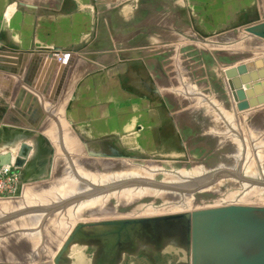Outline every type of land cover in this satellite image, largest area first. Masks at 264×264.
<instances>
[{
	"label": "rangeland",
	"instance_id": "374dc122",
	"mask_svg": "<svg viewBox=\"0 0 264 264\" xmlns=\"http://www.w3.org/2000/svg\"><path fill=\"white\" fill-rule=\"evenodd\" d=\"M107 4L112 9L87 25L74 20L76 30L71 40H64V47L48 49L47 54L54 57L61 52L74 56L69 66L70 98L64 110L67 126L66 132L57 135L60 141L52 129L45 134L42 127L26 125L11 112V97L0 95L6 102L0 104V166L8 169L0 173V238L5 225L16 218L6 216L8 210L24 204L38 209L46 207V201L60 202L67 196L66 192L60 195V189L71 165L75 172L83 169L98 180H88L92 183L83 193L109 185L98 195L121 190V183L140 175L145 179L152 175L154 182L176 183L169 179L178 173L182 177L175 180H182L177 185L209 181L217 169L202 176L196 172L213 169L222 164V156L230 159L232 155L226 144L206 132L209 123L225 125L224 133L234 129L243 145L236 148L253 154L254 164H250L256 166L259 160V170H264V143L254 147L246 131L247 121L251 126L256 123L253 130L264 141V0H107ZM62 150L69 154L63 155ZM186 173L191 178L183 177ZM218 174L209 183L225 176ZM48 183L50 188H41ZM47 190H53L48 197ZM204 190L189 193L205 207L221 202L220 190ZM26 194L29 198L20 203ZM162 197L111 196L105 208L72 220L54 238L49 253L41 248L38 264H192V210L163 208L172 200ZM147 207L161 213L144 214ZM78 229L81 234L75 232ZM4 247H0L2 254ZM205 253L200 246L198 264H227Z\"/></svg>",
	"mask_w": 264,
	"mask_h": 264
},
{
	"label": "bare ground",
	"instance_id": "6f19581e",
	"mask_svg": "<svg viewBox=\"0 0 264 264\" xmlns=\"http://www.w3.org/2000/svg\"><path fill=\"white\" fill-rule=\"evenodd\" d=\"M68 55L69 54L67 52H61L56 57L59 58L58 60L67 64L68 63V60H67ZM30 56H31V54H28V58ZM25 63H26L25 65L24 64L22 65V72L21 73H14V71H4V70L0 69V72L2 74H5V75L10 77V84H9V86H7L5 88V91L8 92L9 96L5 99H9L11 97V101L14 102V99H15V96H16L18 89L20 87H22V83H23L22 79H23V75H24V73L28 67V60H26ZM19 66L20 65L18 63L17 67H19ZM69 66L67 68L66 74L64 76V79H63L62 84L59 88V92L57 93L56 98H54L51 101H47L45 99H40L39 109H40L41 113L37 118L36 117L24 118V117L20 116L14 110L13 103L11 104V109H10L11 112L18 114L20 116V119L26 125H30V126L32 125L33 127H36L38 129L40 127H42L43 133H45V134L48 133L50 129H52L57 140H59V137H57V135H60L61 130H65V132H66L65 126H67V125H65V119H64L65 111L64 110H65V106H66V104L70 98V91H68L69 90L68 87L71 84V80L69 78V72H70ZM11 86L13 87V90H12ZM186 87H188V86H186ZM189 89L191 90V88H189ZM197 96H199V95H197ZM196 99L198 101H200L199 105L203 106V104H201L202 99L200 98V96L196 97ZM210 103H212V102H210ZM219 103H220L219 105H221V102H219ZM207 105H209V104L207 103ZM214 108H215V106H213V110L215 111ZM223 109H224V107H223ZM201 110L202 109L198 110V112ZM263 112H264V110H263ZM217 114H219V112ZM220 115H221V113L219 114V116ZM197 116H199V115H197ZM216 119L217 118H214V120H216ZM203 120L205 121V119H203ZM214 123L212 124V126H209V125H211V123H209V125L205 124V125H207L206 126V128H207L206 132H208L209 135H212L214 139H218L219 142L221 141L220 143L223 142L224 145L226 144L225 146H227V148H229V150H232L229 153V157L231 154L232 155H231L230 159H227V157L225 158V156L221 157V158H223V162H222L223 165L222 164L221 165H215L216 167L213 169L205 168L206 172H205V170H202V171L198 170L199 172H196V174L200 173V175L202 176V175L207 174V173L209 174L210 172L212 173L214 169H217L215 177L220 172L222 173L223 176L225 175L224 178L217 179L214 183L213 182L209 183L207 185V187H203V188H205V190H220L221 192H220V194H218L219 195L218 200H220L221 202L210 205L209 207H205V206L198 204L196 198L194 197V195L192 193H189V192L179 193L176 191L166 190L163 187H161L164 185L165 186L166 185L176 186L177 185L176 183L180 182L182 180V179L181 180H175V179H179V177H182L181 174L178 175V173H176V172L175 173L177 175L171 174L172 177L170 176V179L168 178L170 181H173V182L177 181L176 183H172V182L168 183L166 181H164V182L163 181L162 182H160V181L156 182L155 181L154 182V180L151 181L152 175H151V179L149 177L145 179V177L143 178L140 175V177L137 176L138 178L135 177L136 179H134L133 181H132V179H130V181L128 180L126 182L121 183V185H123V186H129L127 188H124V190H122L123 186L121 187V190H120L118 187L119 184H117L116 186L119 189L118 191L114 188L115 192L112 190L113 192L111 194H109V192H107L108 194L105 192L107 195H105V194H102L103 196L98 195L99 192L101 193L105 190H108L107 188H110V187H107V188L100 189L99 191L93 193L96 195V197L88 198L89 196H94V195L93 194L91 195L90 194L91 192L90 193H83L85 191L87 192V190L85 189L84 191H82V189L86 188L87 187L86 185L92 183L93 181H98V180H95L96 178H94V176L92 174L83 172V169H80L79 167H78L79 170H77V172H75V170L72 169L73 167L71 165V167L68 168L70 174L67 172L68 171L67 170L65 173V176H64L66 178L63 180V183H64L62 185L63 187H61V189H60L61 190L60 195H63L66 193H68V194L70 193V194L69 195L67 194V196H63V198L60 202L46 201L47 202V203H45L46 207H44L45 205H43V206L39 207L38 209H36V207H33L31 205H26V204H24L25 207L22 206L21 209H18V207L16 205L15 207L17 210H13V208H12L6 212V214H7L6 216H13L16 218L14 219V221L6 224L5 230L2 231L5 234L1 235L2 237L0 238V240H1L0 242H2L4 244L0 245V247H3V246H5V247H4V251H3L4 254L0 253V262L4 263L8 260L6 263H22V264H36L37 263L38 264L39 259L41 258L40 254H39L40 249L43 248L42 250L45 253H49V251L52 249V246H53L52 244H54L53 243L54 238L56 236H58L59 234L61 235L63 232H65L64 230H66V227L68 226V224L71 223L72 220H75L77 217H80L82 214L83 215H85L87 213L92 214L93 211H100L101 209L105 208L106 206H104V205L111 196H114V197L119 198V199H125V198H130V197L132 198L133 195L139 196V195H141V193L144 194L145 196L152 195L153 197H155V196H158V194H159V195L163 196L164 198H167V199L170 198L172 200V203H167V204L165 203L166 205L164 204V206H161L163 208H169L170 207L171 209H174V210L179 211V212L180 211L183 212L185 210V208H189V211L192 210V212H189V215H191V221H192V214L194 211H199L201 213H204L198 217V227H199V231H200L199 236H200L202 243H204V246L206 249L205 254L208 257L209 256H217V258H219V260L224 261V263L239 264L238 261L233 258L234 255H236V252H241L245 256H249L248 254L250 252H252V253L260 252L262 249H264V242H263L264 241V234H263L264 232L262 234H258L251 229H248V228L246 229V227L239 224L238 221L243 220V221H247V222L252 223V224L264 223V170H261V171L259 170L260 169L259 168V160L258 161L255 160L256 166L250 164V163L254 164V162H252V160L254 159V155L252 153H251L252 154L251 155L252 158H251V156L248 155L247 152L245 153L244 151L243 152L240 151L239 148L243 145H242V142H240L239 138H238V137H240V135L235 133L234 129H232L230 127L231 130L224 133V132H221V130H223V129L227 130L225 125L219 126L217 124L214 125ZM246 124L249 125V126H247L248 130H246V131H249V133L251 134V137H249L248 140L250 139L249 141L254 143V147L258 148V146L261 145L262 143H264V141L261 139V137H257L258 133L255 130H253V127L257 126L256 123H255V126L254 125L251 126L250 121H247ZM236 125H237V123H236ZM237 126H239V125H237ZM211 128L213 130H210ZM253 131H255V132H253ZM247 137H248V135H247ZM229 140H232L234 145L231 144L232 142ZM245 141H247V140H245ZM62 145H63V143H62ZM62 145H60V146H62ZM237 145L239 148H236ZM249 147H250V144H249ZM247 149H248V147H247ZM250 151H252V150H250ZM253 151H255V150L253 149ZM256 151H258V150H256ZM90 153H92V152H90ZM62 154L67 155L69 153H67V151L64 150L62 152ZM259 155H260V153H259ZM258 156L256 158H258ZM261 159L264 162V159L263 158H261ZM102 160H105V159H102ZM110 160L112 161V159H110ZM67 161L69 162V160H67ZM128 162H130V161H127V163ZM123 163H125V161ZM260 163H262V161ZM128 164H127L128 167L130 165L132 166V163L130 165H128ZM51 165L52 164L50 163V165L48 167L49 169H50V167H52ZM87 166H89V165H87ZM117 166H118V163H117ZM113 167H112V169H113ZM132 167L129 169H132ZM119 168H120V166H119ZM240 168H243L244 173L238 172L240 170ZM114 169H115V167H114ZM153 169H154V167L151 170L153 171ZM156 169L157 170H155V172L156 171L158 172V168H156ZM125 171H126V169H125ZM136 171H137V169H136ZM152 171H150V172H152ZM214 172H215V170H214ZM169 173H172V171ZM184 173H185V171H184ZM213 173L211 174L212 176L209 175V178L214 177ZM136 174H138V173H136ZM136 174L135 175L132 174V177L136 176ZM151 174H153V173H151ZM196 174L194 172V175H196ZM73 175H74V177H73ZM117 175H120V174H117ZM124 175L126 176V174H124ZM185 175L186 176H183V177H190L191 178V176H192V174L189 175V173H186ZM143 176H145V175H143ZM62 179H63V177H62ZM110 179H112V178H110ZM88 180L92 181V182H89ZM105 180H106V178L104 179V181ZM68 182H69V185L66 186V184ZM41 183H38V184H41ZM133 183L134 184L135 183H140V184L143 183V184H147L148 186L153 185L156 187H158L160 185L159 186L160 188L158 187V188L152 189L154 187L149 186V188H148L147 185H146L147 187H144L145 185H134L135 187L134 186L132 187ZM194 183H197V181ZM50 184L51 183L42 185L41 188H44V186L46 188H50ZM162 184H164V185H162ZM226 185H227V188L223 189L224 187H226ZM116 186L114 185V187H116ZM176 187H178V188L180 187L181 189H184L183 187H181L179 185H177ZM186 187L188 188L189 185H186ZM229 189H230V191H227ZM34 190H37V189L34 188ZM57 190H59V189H57ZM71 190H73L72 191L73 194L70 192ZM75 190H77V191H75ZM36 192L41 196V192H42L41 190H38ZM48 192H49V190L46 191V193H48ZM51 192H53V190H50L49 194L46 197L50 196ZM32 193H29V194L32 195ZM27 194L24 196V198H21L19 200L20 203H23L24 200H27L29 198V197H27ZM73 196H75V199L72 198ZM46 197H44V198H46ZM44 198H42V199L44 200ZM65 199H66V201H65ZM224 201H227V202L222 203ZM98 204L100 205V207L98 206ZM236 205L237 206H243L246 208H253L254 210L253 211L244 210V211H241L240 214H238V215L236 214L235 216L229 215V216H226L224 218L221 217V214H222L221 211H224L226 208H228L230 206L235 207ZM199 206H201V207H199ZM215 206H218V207H215ZM173 207H177V208H173ZM198 208H205V209H198ZM28 210H33L36 212H33L31 214H26V212H29ZM142 211L145 212L144 214H146V212H149L148 214H155V215L161 213L159 211V209H157V208L156 209L154 208V210H152V209H149L148 207ZM144 214H142V215H144ZM213 219L215 221L214 231L219 236V238L226 239V241H227L226 245H223V244L220 245L221 243H216L215 240H216V238H218V236L211 229V227H209L210 223ZM81 226H82V224L80 226H78V228ZM60 227H61V230H60ZM201 227H204V229L202 230ZM0 230H2V229L0 228ZM75 232L78 234L82 233V231H80L79 229L75 230ZM74 236H75V234H74ZM70 238H73V237H70ZM7 241H11V244H10V242H7ZM248 241H252V242L257 241L255 248L250 246L248 244ZM64 246H66V244ZM58 249H59V247H58ZM65 249H67V248H65ZM198 257H199V254L197 255V258ZM2 259H5V261Z\"/></svg>",
	"mask_w": 264,
	"mask_h": 264
},
{
	"label": "water",
	"instance_id": "95a60500",
	"mask_svg": "<svg viewBox=\"0 0 264 264\" xmlns=\"http://www.w3.org/2000/svg\"><path fill=\"white\" fill-rule=\"evenodd\" d=\"M28 54L17 52V53H9V52H0V69L4 71H14V73H21L22 72V65L26 64V60H28V67L23 75V83L22 87H20L16 93L13 105L14 110L24 118H33L38 117L41 113L39 109L40 99H45L47 101H51L56 98L57 93L59 92V88L62 84L64 76L66 74L68 66L73 62L74 56L72 53L68 55V63H64L59 58L50 56L48 54H38L33 53L28 59ZM19 63V67H17ZM10 84V77L2 74L0 72V95L7 98L8 92L5 91V88ZM215 173H213L214 177L209 178V181L205 180H197V183L191 184H184L179 185L184 189L176 186H168L164 185L161 186L167 189H175L180 193L184 192H196L199 191L202 187L207 185L206 183L211 182V180L216 179ZM208 176V175H206ZM212 176V175H211ZM186 185H189L187 188ZM102 186V185H101ZM99 186V189L96 191H92L90 194H93L100 189H104L109 187L108 186ZM113 186V185H110ZM160 186V185H159ZM75 199V196L72 197ZM71 198V199H72ZM90 198V197H88ZM92 198V197H91ZM69 200V199H68ZM73 200V199H72ZM66 201V199H65ZM71 201V200H70ZM73 202V201H72ZM250 210L253 211V208H246L243 206H230L226 208L224 211H221V217H226L229 215H238L241 211ZM220 212V213H221ZM204 213L199 211H194L192 214V221H191V236H192V253H191V261L192 264H198L197 255L199 254V247H204V243H202L200 236H199V227H198V217ZM239 224L245 226L246 229H251L258 234H262L264 232V223L261 224H252L247 221H238ZM215 221L214 219L211 221L210 226L211 229L214 231ZM203 230L204 227H201ZM215 232V231H214ZM216 234V232H215ZM264 234V233H263ZM217 235V234H216ZM218 236V235H217ZM204 237V236H203ZM223 238V237H222ZM205 239V238H204ZM216 243H221L220 245H226V239L216 238ZM257 241L252 242L248 241V243H255ZM264 242V241H263ZM198 253V254H197ZM249 256L243 255L241 252H236L234 255V259L238 261L239 264H264V249H262L258 253H249ZM236 261V262H237ZM0 264H22V263H6L0 262ZM236 264V263H235Z\"/></svg>",
	"mask_w": 264,
	"mask_h": 264
},
{
	"label": "crops",
	"instance_id": "0c3cea01",
	"mask_svg": "<svg viewBox=\"0 0 264 264\" xmlns=\"http://www.w3.org/2000/svg\"><path fill=\"white\" fill-rule=\"evenodd\" d=\"M106 9L107 0H0V52L47 54L73 38L74 20L87 25Z\"/></svg>",
	"mask_w": 264,
	"mask_h": 264
},
{
	"label": "built area",
	"instance_id": "2783aa9c",
	"mask_svg": "<svg viewBox=\"0 0 264 264\" xmlns=\"http://www.w3.org/2000/svg\"><path fill=\"white\" fill-rule=\"evenodd\" d=\"M7 167H3L2 165L0 166V173H7Z\"/></svg>",
	"mask_w": 264,
	"mask_h": 264
}]
</instances>
